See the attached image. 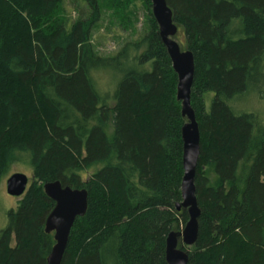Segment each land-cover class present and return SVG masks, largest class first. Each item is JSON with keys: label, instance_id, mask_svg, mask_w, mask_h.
Wrapping results in <instances>:
<instances>
[{"label": "trees", "instance_id": "obj_1", "mask_svg": "<svg viewBox=\"0 0 264 264\" xmlns=\"http://www.w3.org/2000/svg\"><path fill=\"white\" fill-rule=\"evenodd\" d=\"M79 1L91 16L71 24L64 0H0V184L16 164L33 172L0 234V264H47L53 182L89 194L62 264H167V238L188 222L176 210L178 77L154 17L139 42L102 57L92 31L111 0ZM166 1L195 59L202 216L188 264H264V119L234 108L250 94L264 100V0Z\"/></svg>", "mask_w": 264, "mask_h": 264}, {"label": "water", "instance_id": "obj_2", "mask_svg": "<svg viewBox=\"0 0 264 264\" xmlns=\"http://www.w3.org/2000/svg\"><path fill=\"white\" fill-rule=\"evenodd\" d=\"M149 1L152 5L153 17L159 28V36L178 77L177 100L181 103L182 117L186 120L181 132L184 171L181 185L182 202L176 205V210L178 212L186 210L188 222L183 232H173L168 236L166 262L167 264H188L189 253L184 249L192 248L197 244L200 234L199 221L202 216L195 185L201 157V136L197 118L191 106L195 59L190 51L183 52L176 41L179 30L174 24L173 12L167 1ZM28 186L29 179L27 176L14 174L7 181V193L11 197L21 198L27 193ZM44 191L46 196L55 204L45 224V232L53 234L55 241V245L47 259V264H62L75 222L78 218H83L87 214L89 194L86 190L64 188L60 182L45 184Z\"/></svg>", "mask_w": 264, "mask_h": 264}, {"label": "rangeland", "instance_id": "obj_3", "mask_svg": "<svg viewBox=\"0 0 264 264\" xmlns=\"http://www.w3.org/2000/svg\"><path fill=\"white\" fill-rule=\"evenodd\" d=\"M103 4L102 18L92 31V43L100 56L113 57L126 44L139 42L148 33L149 19L153 17L152 5L151 11H149L144 0H111L110 2L105 1ZM117 6L123 8L118 9ZM63 8L71 24L79 19L87 20L91 16V10L79 0H64ZM61 17H63V12L59 15V18ZM182 38L180 35L176 41L184 52L186 47ZM110 75L112 77V74ZM97 79L103 92L112 91L110 88L111 80L108 75H101ZM237 103V107L234 108L238 113H252L260 120L264 119V100H261L258 95L250 94ZM14 174H23L28 177V189L33 182V172L25 164L12 166L9 174L2 179L0 184V234L7 226L8 212L16 210L19 202L23 200V197L14 198L7 193V181ZM185 226L182 225L179 232H183ZM14 245L13 238L12 246Z\"/></svg>", "mask_w": 264, "mask_h": 264}]
</instances>
